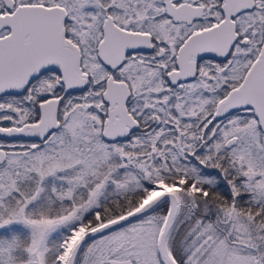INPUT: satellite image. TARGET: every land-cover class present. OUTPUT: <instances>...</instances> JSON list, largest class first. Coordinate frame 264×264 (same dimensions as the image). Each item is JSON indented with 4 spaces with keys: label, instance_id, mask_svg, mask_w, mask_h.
<instances>
[{
    "label": "snow or ice",
    "instance_id": "1",
    "mask_svg": "<svg viewBox=\"0 0 264 264\" xmlns=\"http://www.w3.org/2000/svg\"><path fill=\"white\" fill-rule=\"evenodd\" d=\"M0 264H264V0H0Z\"/></svg>",
    "mask_w": 264,
    "mask_h": 264
}]
</instances>
